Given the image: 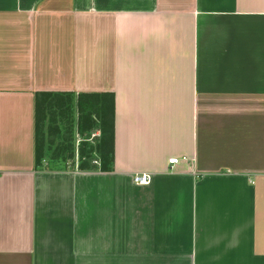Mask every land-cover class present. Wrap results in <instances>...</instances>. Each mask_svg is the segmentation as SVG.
<instances>
[{
  "label": "crops",
  "instance_id": "obj_1",
  "mask_svg": "<svg viewBox=\"0 0 264 264\" xmlns=\"http://www.w3.org/2000/svg\"><path fill=\"white\" fill-rule=\"evenodd\" d=\"M39 91L114 95L111 170ZM0 264H264V0H0Z\"/></svg>",
  "mask_w": 264,
  "mask_h": 264
},
{
  "label": "trees",
  "instance_id": "obj_2",
  "mask_svg": "<svg viewBox=\"0 0 264 264\" xmlns=\"http://www.w3.org/2000/svg\"><path fill=\"white\" fill-rule=\"evenodd\" d=\"M75 107L80 113L77 121H75L74 115ZM49 117L54 118L53 120L51 119V122H54L55 131L53 132L55 134H57L56 130L58 131V127H56L59 121L57 120L58 118L64 125H67L66 122L69 123L68 134L71 135L75 134V130H78L79 134L82 136L88 135L87 138H89L96 129H99L100 133L96 146L88 143L90 138L85 139L81 142H84L86 147L80 145L79 154L82 157H88L87 155L90 157L98 152L100 164L92 163V165L89 163L91 159L85 162L81 160L78 168L81 170L99 169L104 171L112 169L114 161V95L112 93L37 92L35 108V161L37 166L45 165V122ZM49 130L52 131L51 129ZM60 134L68 135L65 132ZM54 153L55 155H52L51 158L64 163L66 158L74 157L75 149L71 145L63 146Z\"/></svg>",
  "mask_w": 264,
  "mask_h": 264
},
{
  "label": "rangeland",
  "instance_id": "obj_3",
  "mask_svg": "<svg viewBox=\"0 0 264 264\" xmlns=\"http://www.w3.org/2000/svg\"><path fill=\"white\" fill-rule=\"evenodd\" d=\"M75 121L78 120V117H79V111L77 109V107H75ZM51 119L53 120L54 118H51L49 117V119H47V121L45 122V136H44V141H45V158L44 160L49 164H57V163H60V164H65L66 166H76L78 168L79 166V163L81 162V160H83L82 162H85V161H89V159H91L89 161V163H94L96 165L100 164V159H99V155H98V152L92 154V156L89 157V155H87L88 157H85V156H80L79 154V147H81L82 145L84 147H86V145H84V142H81L85 139H92L88 141V143H90V145L92 144L93 146H96V144L98 143V140L97 138H99V133H100V130L99 129H96L94 131V133L91 135V137L87 138L88 135H84L82 136L81 134H79V132H77L75 130V134L71 135V134H68L69 133V126H68V122L67 125L63 124L62 121H60V118H58L57 120L58 121V124L56 125V127H58V131L56 130V133L55 134L53 131H55L54 129V122L52 123L51 122ZM76 129H77V122H76ZM66 127V128H65ZM49 129H51L52 131H50ZM67 133L68 135L66 134H63L61 135L60 133ZM73 146L74 149H75V155L74 157L72 158H66V161L64 163H61V162H58V161H55L53 160L51 157L52 155H55V151L63 146ZM81 145V146H80ZM67 154V152H66ZM64 154V155H66ZM86 158V159H85ZM92 161V162H91ZM47 164V165H48ZM93 165V164H92ZM72 166V167H74ZM80 169V168H79Z\"/></svg>",
  "mask_w": 264,
  "mask_h": 264
},
{
  "label": "built area",
  "instance_id": "obj_4",
  "mask_svg": "<svg viewBox=\"0 0 264 264\" xmlns=\"http://www.w3.org/2000/svg\"><path fill=\"white\" fill-rule=\"evenodd\" d=\"M178 162V158L174 157L170 159V163ZM133 180L138 185H147L151 181V175L147 173L135 174Z\"/></svg>",
  "mask_w": 264,
  "mask_h": 264
}]
</instances>
